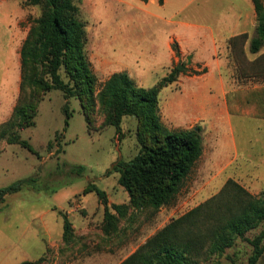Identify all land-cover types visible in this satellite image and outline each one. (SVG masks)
I'll list each match as a JSON object with an SVG mask.
<instances>
[{
	"label": "rangeland",
	"instance_id": "rangeland-1",
	"mask_svg": "<svg viewBox=\"0 0 264 264\" xmlns=\"http://www.w3.org/2000/svg\"><path fill=\"white\" fill-rule=\"evenodd\" d=\"M163 1L148 0L156 3L147 5L142 0H77L81 17L87 23V53L93 69L100 73L106 70V55L116 64L130 65L140 86L157 85L169 70L156 65L152 54L158 53L150 47L153 43L161 46L165 29L174 25L169 21H207L203 12L207 5L202 0H190L188 7L178 14L186 0H168L165 5ZM232 2L236 5H230ZM238 4L241 0H222L213 5L214 14L224 10L226 15H232ZM41 13L40 5H27L25 0H0V188L29 179L20 191L8 194L0 206V264H18L38 259L42 254V264H121L174 219L217 194L223 187L222 180L214 179L216 172L203 170L198 163L174 202L159 210L131 208L125 217L119 218L118 230L107 234L102 201L95 191L84 190L94 183L106 191L110 203L129 204V193L120 184V172L114 166L119 160L133 159L139 152V122L133 115L124 116L118 133L115 126L105 123V113L97 103L95 120L90 126L80 100L72 97V117L66 126L64 93L52 89L40 101L34 125L21 128L11 124L16 106L30 99V90L23 92L21 88V49L34 19ZM250 45L251 41L246 46L238 39L233 52L229 44L220 45L218 57L235 88L264 84V46L254 54ZM248 54L256 59L249 62ZM179 61L187 62L189 74L197 70L190 54ZM105 76H99L97 94ZM178 91L171 85L164 87L159 94V106L163 108L174 101ZM233 123L230 139L237 147L238 157L221 178L231 177L239 167L247 168L254 176L264 165V120L236 114ZM57 132H63L64 138L49 149ZM16 135L29 142L32 149L12 141ZM80 166L84 167L83 172L76 170ZM262 193L264 190L257 195ZM64 214L73 228L69 241H64ZM260 230L247 236L254 237ZM252 251L250 243L238 239L223 255L209 256L205 251L195 259L198 264H249ZM259 264H264V254Z\"/></svg>",
	"mask_w": 264,
	"mask_h": 264
},
{
	"label": "trees",
	"instance_id": "trees-1",
	"mask_svg": "<svg viewBox=\"0 0 264 264\" xmlns=\"http://www.w3.org/2000/svg\"><path fill=\"white\" fill-rule=\"evenodd\" d=\"M147 2L148 0H143ZM257 12L256 35L250 51L258 53L264 46V0H253ZM27 5H40L42 13L34 19L21 49L22 91L30 90V99L20 102L13 112L11 124L25 128L34 125L39 103L52 89L64 93L67 115L72 111L69 100H80L83 112L91 126L99 103L105 113V123L113 125L119 133L124 116L138 119L140 150L129 160H119L114 169L120 172L119 182L130 196L129 204L110 203L106 191L89 183L84 193L95 191L105 207L104 231L118 230L120 217L129 209L159 210L177 198L204 150L203 128L171 129L161 118L160 91L177 81L181 74L191 72L186 61L173 65L157 85L146 88L127 72L112 74L97 94L99 77L93 69L88 53L87 23L81 17L77 0H25ZM238 38L232 39L235 42ZM174 49L179 48L174 43ZM207 71L196 70L194 74ZM230 113L264 118V85L227 93ZM121 134V133H120ZM64 138L57 132L48 148ZM32 149L17 135L12 139ZM62 150L61 147L58 149ZM83 172L84 167L76 168ZM29 179H20L0 188V206L8 194L20 191ZM116 212V214L113 212ZM64 241L73 238L72 223L63 215ZM258 228L254 236L247 233ZM238 239L253 247L249 264H259L264 254V193L255 195L233 178H229L220 191L183 216L174 219L152 236L121 264H198L196 257L205 251L208 255H223ZM43 258L24 260L19 264H42Z\"/></svg>",
	"mask_w": 264,
	"mask_h": 264
},
{
	"label": "crops",
	"instance_id": "crops-1",
	"mask_svg": "<svg viewBox=\"0 0 264 264\" xmlns=\"http://www.w3.org/2000/svg\"><path fill=\"white\" fill-rule=\"evenodd\" d=\"M167 2L168 0H164L162 4L165 5ZM189 2L190 0H186L176 14L184 11ZM202 2L207 5L206 10L203 8L207 18L206 22L201 23L189 18L171 20L170 24L174 25L165 29L161 46L153 43L150 47L153 52L158 53L152 54L157 60L156 65L167 67L169 71L185 54H190L194 58L197 70L207 68V71L199 74H181L177 81L170 84L179 90V96L163 108L160 107L161 118L171 129H189L195 128L197 125L201 126L204 150L197 164L200 163L203 170L216 172L214 179H221L222 186L229 178H233L251 193L257 195L264 190V175H262L264 165H262L263 170L254 176L247 168L239 167L235 169L231 177L221 178V174H224L238 157L237 147L232 144L230 139L234 132L233 116L236 114L230 113L227 93L253 87L235 88L234 81L224 74V62L218 57L220 45L229 44L232 51L235 49L236 42H233L232 39L243 36L241 40L247 46L255 37L258 25L255 4L253 0H241V4H238L236 8L233 6L235 11L232 12V15L230 13L226 15L224 10L214 14L213 5L220 4L222 0H202ZM145 3L150 5L156 2ZM230 5L236 4L232 2ZM174 43L178 44L180 55L174 49ZM105 57L104 63L107 68L102 70V73L96 71L98 77L106 75L104 77L106 81L116 72H127L134 79L130 65L116 64L113 59L106 55ZM135 58L138 60L139 56L136 55ZM247 59L249 62H253L256 57L248 54ZM138 64L136 63L137 66H139ZM235 66L237 67V64ZM257 119L264 120V118ZM212 185L213 183H211ZM42 256L43 254L40 257Z\"/></svg>",
	"mask_w": 264,
	"mask_h": 264
},
{
	"label": "water",
	"instance_id": "water-1",
	"mask_svg": "<svg viewBox=\"0 0 264 264\" xmlns=\"http://www.w3.org/2000/svg\"><path fill=\"white\" fill-rule=\"evenodd\" d=\"M191 61V58H189V62Z\"/></svg>",
	"mask_w": 264,
	"mask_h": 264
}]
</instances>
